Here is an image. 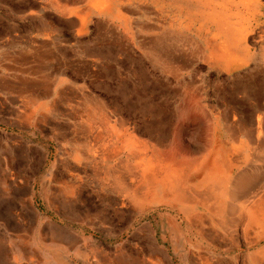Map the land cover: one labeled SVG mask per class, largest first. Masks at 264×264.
<instances>
[{
    "label": "rangeland",
    "instance_id": "obj_1",
    "mask_svg": "<svg viewBox=\"0 0 264 264\" xmlns=\"http://www.w3.org/2000/svg\"><path fill=\"white\" fill-rule=\"evenodd\" d=\"M38 1L0 0V34ZM130 2L116 20L112 69L67 88V106L39 122L0 114V264H264L258 229L245 238L239 227L230 240L164 204L141 211L112 174L132 189L140 164L148 175L165 163L191 170L185 186L216 206L241 201L204 193L199 164L218 163L224 180L252 169L264 179V0H189L196 14L169 0ZM93 14L89 34L99 17L113 18Z\"/></svg>",
    "mask_w": 264,
    "mask_h": 264
},
{
    "label": "crops",
    "instance_id": "obj_2",
    "mask_svg": "<svg viewBox=\"0 0 264 264\" xmlns=\"http://www.w3.org/2000/svg\"><path fill=\"white\" fill-rule=\"evenodd\" d=\"M91 1V10L80 9L81 0L38 1L11 30L0 34V114L4 108L12 109L23 115L25 123L34 116H38L36 118L39 122L40 117L57 114L60 106H67V88L94 82L103 71V64H106L104 69L114 67V58L119 57L120 48V39L115 30L119 23L116 20L127 19L121 8L131 3V0ZM151 1L160 3L167 0ZM169 1L181 14L191 11L189 0ZM198 6L192 7L194 14L201 12ZM124 10H128V7H124ZM93 11L99 15H111L114 19L99 17L96 33L89 34L87 23L89 18L96 15ZM204 14L206 18L213 16L212 13ZM8 96L21 99V103L16 106L6 102L4 97ZM126 134L129 144L135 145L134 136L128 130ZM103 154L105 160L114 157V152L110 153V150L105 149ZM142 156L150 158L145 152ZM228 161L227 170L231 171L235 161L231 157ZM157 169L160 172L155 170L148 175L145 165H138L140 179L132 189L114 167L113 180L139 210L152 212L160 204L171 210L178 209L184 213L186 223L198 228L200 232L222 234L219 228L226 231V219L241 218L248 202L263 200L264 179L261 177L260 180L254 169L224 180L219 175L218 163L213 166L206 163L198 165V169L205 172L202 186L207 192L204 193L218 192V202L224 199L241 201L239 206L233 202L226 206H212L210 198L205 194L197 191L195 195L194 189L185 186V181L192 175L191 170H177L167 163L157 166ZM136 189L145 195L134 197ZM205 222L211 226L207 228Z\"/></svg>",
    "mask_w": 264,
    "mask_h": 264
},
{
    "label": "bare ground",
    "instance_id": "obj_3",
    "mask_svg": "<svg viewBox=\"0 0 264 264\" xmlns=\"http://www.w3.org/2000/svg\"><path fill=\"white\" fill-rule=\"evenodd\" d=\"M107 172H109V169L106 170V173ZM112 174L114 176L113 171H112ZM257 182L259 183V181H257ZM177 183H178V181H177ZM248 189L250 190L251 188H248ZM256 192H254V193H256ZM258 192H259V190H258ZM143 204H144V202H143ZM242 214H243V216L241 218H238V219H229V218L226 219V231H225V233H222V234L214 233V234L220 238L223 237V238H228L230 240H235V235L239 231L238 228L242 227V234L245 238L249 237L251 231H253L254 229H258V232L260 234L261 239L264 240V196H263V200H261V201L259 200V201H254L251 203L248 202L247 205H245V208H243ZM258 254L264 255V249H261Z\"/></svg>",
    "mask_w": 264,
    "mask_h": 264
}]
</instances>
